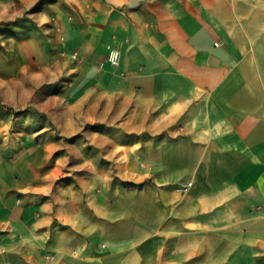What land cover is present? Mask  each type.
<instances>
[{
  "label": "crops",
  "instance_id": "obj_1",
  "mask_svg": "<svg viewBox=\"0 0 264 264\" xmlns=\"http://www.w3.org/2000/svg\"><path fill=\"white\" fill-rule=\"evenodd\" d=\"M24 1L15 12L43 2ZM44 2L80 57L88 94L113 97L112 110L90 98V110L100 107L91 117L144 142L150 158L193 160L179 164L192 176L193 219L167 221L164 182L149 187L159 199L146 229L160 247L156 260L162 263L174 234L168 223L203 231L224 223L264 241V0ZM112 49L118 68L106 61ZM71 193L1 177L0 264H105L97 248L121 223L116 204L80 202Z\"/></svg>",
  "mask_w": 264,
  "mask_h": 264
},
{
  "label": "rangeland",
  "instance_id": "obj_2",
  "mask_svg": "<svg viewBox=\"0 0 264 264\" xmlns=\"http://www.w3.org/2000/svg\"><path fill=\"white\" fill-rule=\"evenodd\" d=\"M0 1V178L9 185L31 180L37 187L70 188L80 202H115L121 223L97 248L105 264H264V241L256 243L224 223L211 231L168 223L174 234L166 239L162 263L156 260L160 247L147 240L146 229L159 199L149 187L164 182L169 197L160 201L167 221L193 219L192 176L179 169L193 160L150 158L144 142L131 143L118 126L96 121L100 107L95 102L96 111L90 110V98L112 110L113 97L84 88L80 57L60 38L65 30L53 19L54 7L41 0L17 13V0ZM126 218L132 222L123 223ZM12 256L18 257L15 251Z\"/></svg>",
  "mask_w": 264,
  "mask_h": 264
},
{
  "label": "built area",
  "instance_id": "obj_3",
  "mask_svg": "<svg viewBox=\"0 0 264 264\" xmlns=\"http://www.w3.org/2000/svg\"><path fill=\"white\" fill-rule=\"evenodd\" d=\"M72 59H76V56H72ZM106 61L114 68L120 66V53L117 50H110L107 55Z\"/></svg>",
  "mask_w": 264,
  "mask_h": 264
}]
</instances>
